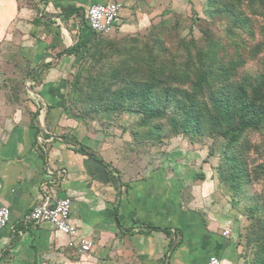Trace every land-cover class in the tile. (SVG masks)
I'll return each mask as SVG.
<instances>
[{"label": "crops", "instance_id": "1", "mask_svg": "<svg viewBox=\"0 0 264 264\" xmlns=\"http://www.w3.org/2000/svg\"><path fill=\"white\" fill-rule=\"evenodd\" d=\"M155 1L0 0V55L15 39L13 31L22 40L42 22L63 27L64 44L74 38L88 43L93 33L71 19L81 18L94 4L121 6L113 31L137 30L152 17L139 8L151 10ZM76 9L83 12L63 16ZM34 40L35 47L26 42L20 54L38 66L52 53ZM59 63L48 68L35 93L19 100L21 107L16 99L0 97V208L10 212L8 224L0 229V264H205L211 256L221 264H243L237 215L215 198L212 178H201L198 185L194 180L185 183L182 175L167 170L168 160L156 168L121 161L105 150L103 139L89 137L84 129L79 133L60 109L63 81L54 79ZM33 84L28 78L25 86L31 89ZM33 115L45 127L33 123ZM46 197L51 204L70 200V223L78 237L92 242L90 253L77 254L50 224L25 220Z\"/></svg>", "mask_w": 264, "mask_h": 264}, {"label": "trees", "instance_id": "2", "mask_svg": "<svg viewBox=\"0 0 264 264\" xmlns=\"http://www.w3.org/2000/svg\"><path fill=\"white\" fill-rule=\"evenodd\" d=\"M205 2L212 19H225L223 39L203 31L199 41H178L173 55L157 27L150 43L134 38L119 46L92 31L88 43L77 40L66 52L83 50L69 100L86 114L137 116L131 131L137 141H218L215 189L247 221L237 238L243 264H264L263 146L251 140L253 135L264 137V0ZM81 20L89 29L84 15ZM255 26L260 41L255 40ZM55 32L58 37V27ZM251 62L257 68L246 70Z\"/></svg>", "mask_w": 264, "mask_h": 264}, {"label": "rangeland", "instance_id": "3", "mask_svg": "<svg viewBox=\"0 0 264 264\" xmlns=\"http://www.w3.org/2000/svg\"><path fill=\"white\" fill-rule=\"evenodd\" d=\"M152 4L154 6L151 10L139 8L142 11L150 12L152 17L148 19L149 21L139 24L137 30H116L107 34L103 39L112 41L119 46L134 38L143 41V43H150V36L154 33V28L157 27L163 30L161 39L165 48L173 55L178 41H189L191 39L199 41L203 31H209L215 39H223L224 37L225 19L220 16L212 19L207 13L205 0H157L152 2ZM137 8L135 9L139 12L140 10ZM125 18H129V16L124 17V20ZM254 19L257 23H261L260 17L257 16ZM71 20H73L74 24L77 22V25H82L80 17L72 18ZM122 21L121 19V23ZM56 27L58 26L42 25L38 29V26H34L26 34L27 38L25 35L23 36V39H27L25 41L17 38V32L13 31L15 39L5 46V53L0 55V97L16 99L19 102V105H17L21 107L23 101L20 102L19 100L31 93H35L34 91L46 79V74L49 72L48 68H52L56 63H59L57 62L59 60L58 53L64 54L63 51L68 45H74L75 38L71 43H63V27H58L59 36L56 37ZM18 34L20 35L21 33L18 32ZM34 39L38 40L42 47H46L52 53L50 58L43 59V62L38 66H36L37 62H31L27 56L20 54L22 44L30 43L35 47ZM260 39L261 37L257 34L256 28L255 40L260 41ZM52 44L56 49H51ZM82 54L83 50L80 53L63 57L64 60L57 65L58 70L54 78L57 82L63 81L61 93L64 97V104L60 107H64L60 109L66 111V114L76 123L75 126L78 128L76 130H79V133L84 129L90 134L89 137L94 135V137L103 139L102 145L105 146V150L112 156L115 154V157L121 161H127L128 163L130 161L146 162L152 168H156L161 161L168 160L170 167L167 170L172 174L178 173L180 176L182 175L185 183L194 180L197 183L196 185H198L201 184L199 179H208L209 177L212 178L214 184L216 183L217 154L220 145L218 141L205 138L191 144L185 138L171 137L160 144L152 145L150 140L137 141L133 139L131 131L134 130L138 119L135 115L124 113L119 115L86 114L75 108L69 100L70 84L78 64L81 62ZM36 67L41 68V72L34 70ZM256 68V62L248 63L245 67L246 70H255ZM28 78L34 81L31 89L25 86ZM58 107L54 105L53 108ZM32 122L40 126V128L45 127V125L37 122L36 115H33ZM68 139L70 142H74L72 137L70 139L69 136ZM251 140L255 144L262 143L263 159L259 158V161H264V137L253 135ZM209 153H211V156ZM254 190L260 192L261 188L255 186ZM215 192L217 194L214 195L215 198L223 201L222 207H228L234 212L228 201L217 190ZM234 213L236 214V212ZM236 215L239 233L245 227L247 221L240 213Z\"/></svg>", "mask_w": 264, "mask_h": 264}, {"label": "built area", "instance_id": "4", "mask_svg": "<svg viewBox=\"0 0 264 264\" xmlns=\"http://www.w3.org/2000/svg\"><path fill=\"white\" fill-rule=\"evenodd\" d=\"M121 6L117 3H101L91 5L86 9L84 19L86 25L93 33L110 34L120 21ZM46 200L32 208L25 220L31 224L48 223L55 231L67 238V246L74 249L77 254L86 255L92 251L93 244L88 239L77 236L76 229L70 223L71 202L67 198ZM10 219V212L7 208H0V229L4 228ZM229 234V230L223 233ZM205 264H221L220 260L211 256Z\"/></svg>", "mask_w": 264, "mask_h": 264}]
</instances>
